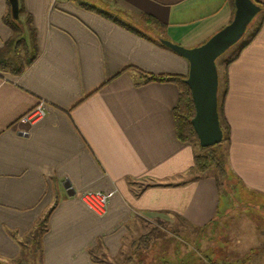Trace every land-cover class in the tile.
<instances>
[{
  "label": "crops",
  "instance_id": "0c3cea01",
  "mask_svg": "<svg viewBox=\"0 0 264 264\" xmlns=\"http://www.w3.org/2000/svg\"><path fill=\"white\" fill-rule=\"evenodd\" d=\"M21 1L39 56L19 76L0 72V264H101L96 251L115 261L143 221L176 223L218 264H234L216 254L223 234L247 226L257 250L242 263L264 264V227L244 222L252 208L264 216V24L226 67L230 134L219 185L213 170L194 172L199 149L177 137L179 88L143 81L187 76L188 61L159 39L202 45L232 21L229 0ZM8 8L0 0V48L14 34L3 21ZM24 38L30 43L27 30ZM41 101L45 117L21 123ZM238 189L252 196L237 198ZM84 191L111 194L104 215L80 200ZM45 217L35 251L32 234Z\"/></svg>",
  "mask_w": 264,
  "mask_h": 264
},
{
  "label": "trees",
  "instance_id": "16d2710c",
  "mask_svg": "<svg viewBox=\"0 0 264 264\" xmlns=\"http://www.w3.org/2000/svg\"><path fill=\"white\" fill-rule=\"evenodd\" d=\"M255 3L261 6L259 1L253 0ZM229 3L232 7L233 13H235V5L234 0H229ZM25 15V24L20 23L19 19L14 20L11 14V7L9 4L8 11L3 18L4 23L12 29L14 32L13 36L4 44L2 48H0V72L1 73H9L15 76L21 75L39 56V50L36 44V32L33 27V21L30 14L25 13V10L22 5V1L19 0V18ZM104 16L109 17L107 14ZM111 18V17H109ZM115 22L120 25L128 28L124 24L115 20ZM145 23L148 26L154 27L156 29L164 28V25L156 20L153 17L146 16ZM262 27V26H261ZM261 27L255 32L252 36L251 40L246 42L242 46V50H244L250 42L257 36ZM129 30L138 33L135 29L128 28ZM25 30L28 31L30 43H27L24 38ZM240 51V52H241ZM237 57V56H236ZM230 64V63H229ZM187 76L178 75V74H149L144 76L143 83H172L175 84L180 90V98L177 107L173 111V116L175 120L176 126V134L178 139L183 143H188L195 148L199 149L198 154L194 159V167L193 170L199 175H204L209 171H214L216 173V181L220 185V183L227 176V145L229 142V134L230 129L228 125L224 121L223 117V105L222 101L224 96L218 98V113L220 124L223 130V140L221 143L207 147L201 148L199 146V140L197 138V134L192 125V119L195 116V106L192 99L191 91L186 84ZM219 92H220V79H219ZM46 224L47 217L41 220L37 229L32 234L31 245L37 251L40 249V237L46 232ZM153 235L147 234L140 239L144 242V245H149ZM95 261L100 262L101 264H110L111 261L108 259H99L96 254L93 257Z\"/></svg>",
  "mask_w": 264,
  "mask_h": 264
},
{
  "label": "rangeland",
  "instance_id": "374dc122",
  "mask_svg": "<svg viewBox=\"0 0 264 264\" xmlns=\"http://www.w3.org/2000/svg\"><path fill=\"white\" fill-rule=\"evenodd\" d=\"M259 2L263 6V9L261 8L259 14L250 23L242 39L230 47L216 61L220 79V99L222 97V86L223 80L225 79L226 67L229 63L236 59V56L241 53L240 51L242 46L251 40L255 32L264 24V2ZM143 28L146 29L148 33H153L148 28ZM188 72L189 63L186 74H188ZM229 187L230 189L228 190V193L232 194L235 189L231 186ZM235 196L237 198L246 199L248 196H252V194H247L246 192H243L242 189H238ZM253 198L254 200H258L256 197ZM247 213L250 214L247 216L248 218H245V225L250 224L252 226L254 223V225H258V228L262 229L264 227V216L261 215L262 213L259 210L252 208L251 210H248ZM179 226L182 227L183 225ZM177 228L176 223L173 222H141L138 226H136L131 241H128L127 249H125L115 261H111L110 264H218L222 261V259H210L208 255L198 249V246H196V244L192 242L187 235L177 234L180 232L177 231ZM234 229L236 230L233 231V229H231L233 235H230L231 233L223 234V236L227 239L226 241H219L218 248H222L224 251L219 250L216 254L218 256H223L228 260H234V264H244L242 262L249 257L250 253H256L257 249L253 248V244H249L250 237L248 236L250 234V230L247 226L245 229L241 228V230L239 228ZM253 230L256 232L257 227H253ZM238 233L240 235H238ZM147 234L153 235V238L150 244L146 246L140 238ZM241 241H244L245 245H242ZM176 247H179V249H175ZM239 247H242V249L237 250L236 248ZM191 252L196 255L190 259L187 255ZM95 253L99 259H107L101 252L96 251ZM28 256L30 257L31 253H28ZM21 263L24 262L22 261ZM27 264H29V262H27ZM227 264L233 263L228 262Z\"/></svg>",
  "mask_w": 264,
  "mask_h": 264
},
{
  "label": "water",
  "instance_id": "95a60500",
  "mask_svg": "<svg viewBox=\"0 0 264 264\" xmlns=\"http://www.w3.org/2000/svg\"><path fill=\"white\" fill-rule=\"evenodd\" d=\"M8 1L13 19L18 20L19 0ZM234 5L232 21L198 47L185 48L168 40L159 39L163 46L189 63L186 84L195 106V116L191 122L201 148L217 145L223 140L218 113L219 73L216 61L242 39L250 23L261 11V6L253 0H234Z\"/></svg>",
  "mask_w": 264,
  "mask_h": 264
},
{
  "label": "built area",
  "instance_id": "2783aa9c",
  "mask_svg": "<svg viewBox=\"0 0 264 264\" xmlns=\"http://www.w3.org/2000/svg\"><path fill=\"white\" fill-rule=\"evenodd\" d=\"M46 115L45 103L39 102L37 106L21 117L20 122L25 124H33ZM111 194H105L98 191H84L79 195L80 200L95 214L102 216L106 213V209Z\"/></svg>",
  "mask_w": 264,
  "mask_h": 264
}]
</instances>
